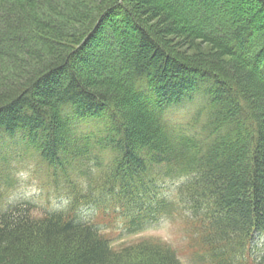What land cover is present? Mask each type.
I'll use <instances>...</instances> for the list:
<instances>
[{
    "label": "trees",
    "instance_id": "1",
    "mask_svg": "<svg viewBox=\"0 0 264 264\" xmlns=\"http://www.w3.org/2000/svg\"><path fill=\"white\" fill-rule=\"evenodd\" d=\"M14 145L65 209L6 204ZM162 219L184 250L104 230ZM260 242L264 0H0V264H264Z\"/></svg>",
    "mask_w": 264,
    "mask_h": 264
},
{
    "label": "rangeland",
    "instance_id": "2",
    "mask_svg": "<svg viewBox=\"0 0 264 264\" xmlns=\"http://www.w3.org/2000/svg\"><path fill=\"white\" fill-rule=\"evenodd\" d=\"M195 104L183 105L182 107L175 108L167 114L171 122H187L190 118L192 111L195 110ZM94 126V124H93ZM92 125H82L80 128L82 132H90ZM15 163L12 164V168L15 171V182L16 185L12 186L6 191L5 202L6 204L33 201L35 204L43 209H49L50 211H60L67 207V192L61 188L58 192L55 191L54 186L52 187L48 180L47 169L41 165L40 158L34 152H28L26 155L21 156L19 146L14 145ZM107 163L113 160L111 153L107 154ZM174 181H171L168 185H171V189L174 188ZM167 185V186H168ZM167 192V188L164 189V193ZM168 193V192H167ZM169 194V193H168ZM97 208L95 206H84L82 207L81 214L86 220H92L96 214ZM121 227V224H118ZM104 230L107 235L113 236V241H116L117 245L124 244L125 242H133L142 238H159L177 250H181L184 247L183 240L179 238L178 231L176 232L173 227V223L169 220H160L156 223L151 224L145 232L131 235L128 237H120L119 233L121 229H115L112 221L110 223H104ZM257 253H264V243L260 242L257 248ZM184 250V249H183ZM185 263L187 257L182 256Z\"/></svg>",
    "mask_w": 264,
    "mask_h": 264
}]
</instances>
